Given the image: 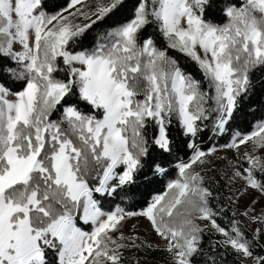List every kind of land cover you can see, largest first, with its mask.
Listing matches in <instances>:
<instances>
[{"label": "snow or ice", "instance_id": "obj_1", "mask_svg": "<svg viewBox=\"0 0 264 264\" xmlns=\"http://www.w3.org/2000/svg\"><path fill=\"white\" fill-rule=\"evenodd\" d=\"M258 77L264 0H0V264H264Z\"/></svg>", "mask_w": 264, "mask_h": 264}, {"label": "trees", "instance_id": "obj_2", "mask_svg": "<svg viewBox=\"0 0 264 264\" xmlns=\"http://www.w3.org/2000/svg\"><path fill=\"white\" fill-rule=\"evenodd\" d=\"M58 2L63 4L64 0H58ZM96 31L97 30H92L89 32L87 39L84 41L85 46H89L94 42V39L96 37ZM174 55L178 56L181 64L188 71H190L195 77L200 78V72L196 68V66L193 62L188 61L183 56H179V54L174 53ZM250 100L253 103L255 108H261L262 106H264V77H258L257 78L255 92L253 95L250 96ZM249 120H251V117L249 118ZM173 134L174 135L176 134L175 129L173 130ZM225 140H226V138L224 140H219L217 143L222 145L225 143ZM211 143H212V141L209 140L207 137H205V139L203 140L202 146L204 148H208ZM167 179L168 178H163L158 183L154 184L151 188H149L144 194L145 197H148L151 194H154L156 192H162L165 188V184L167 182ZM222 203H224L226 205V203L223 200H222ZM130 255H132V253L128 254V264H135V257L134 256L130 257ZM136 255L141 258L143 264H164L161 262V260H164L163 258L165 256V253H163V252L153 251L147 255H145L144 252H140V253H137ZM228 261H229V264H232L233 257L229 256Z\"/></svg>", "mask_w": 264, "mask_h": 264}, {"label": "rangeland", "instance_id": "obj_3", "mask_svg": "<svg viewBox=\"0 0 264 264\" xmlns=\"http://www.w3.org/2000/svg\"><path fill=\"white\" fill-rule=\"evenodd\" d=\"M87 3L94 4L95 0H87ZM217 155L221 156V157L227 156V157L231 158L232 153L230 151H227V150H222V151L218 152ZM212 167L214 169H216L217 171H221V170L225 169L226 161L225 160H213ZM236 187H238V186H236ZM236 187H233L230 190L228 187H226L224 185L223 182H221V186H220L219 191H220V194L222 196V200L226 203V206L228 205V197L235 193ZM253 200H258V203H256V205H255L257 213H259L262 209H264V198H261L259 196V194L256 192H251L250 194L241 197V199L239 201V211H243L245 206L250 205ZM232 210L236 211L237 209H236V207H233ZM133 225L137 226L139 234L141 236H147V238L152 242H156L158 240V238L155 236V234L151 232V229L149 228L147 221L142 220V219L137 221L136 219H133V220H130L128 222L127 227L131 228ZM132 256H133V254L130 255V257H132ZM161 262L165 264V260H161Z\"/></svg>", "mask_w": 264, "mask_h": 264}]
</instances>
